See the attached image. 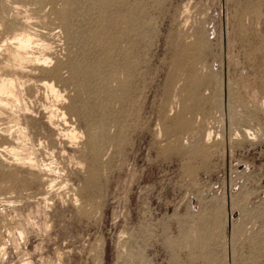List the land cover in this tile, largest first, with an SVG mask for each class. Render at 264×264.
Listing matches in <instances>:
<instances>
[{"label":"rangeland","instance_id":"rangeland-1","mask_svg":"<svg viewBox=\"0 0 264 264\" xmlns=\"http://www.w3.org/2000/svg\"><path fill=\"white\" fill-rule=\"evenodd\" d=\"M0 75V264H264V0H0Z\"/></svg>","mask_w":264,"mask_h":264},{"label":"bare ground","instance_id":"bare-ground-1","mask_svg":"<svg viewBox=\"0 0 264 264\" xmlns=\"http://www.w3.org/2000/svg\"><path fill=\"white\" fill-rule=\"evenodd\" d=\"M67 14V13H66ZM63 16V15H62ZM45 20V18H44ZM37 34V33H36ZM35 36V35H34ZM36 38V37H35ZM38 39V38H37ZM14 41L11 42L14 43L15 47H16V50L17 52H14L13 53V58L15 60H19L21 62V60H24L26 58H28L29 56H24L26 55V53L28 52V48H30L32 46V43L34 41L32 35L30 33H28L27 31L26 32H22L16 36H14L13 38ZM47 40V39H46ZM40 41V40H39ZM48 41V40H47ZM46 44V43H45ZM55 44V43H54ZM40 46V45H39ZM43 48V47H42ZM10 51V50H9ZM15 51V50H14ZM7 52V51H6ZM45 52V51H44ZM4 56V55H3ZM7 56V55H6ZM34 57V56H33ZM34 59V58H33ZM35 59H39V58H35ZM50 58L49 57H44V60H49ZM32 60V58H31ZM57 60V59H56ZM18 61V62H19ZM33 61V60H32ZM8 62V61H7ZM19 62V64H20ZM34 62V61H33ZM46 62V61H45ZM62 62V61H61ZM18 64V63H17ZM18 64V65H19ZM31 64V63H30ZM20 66V65H19ZM25 66V65H23ZM34 66V65H33ZM10 68V67H9ZM20 68V67H19ZM34 68V67H33ZM61 68V67H60ZM11 69V68H10ZM26 69V68H25ZM16 71V69H14ZM13 70V71H14ZM30 70H32L30 68ZM27 72V71H26ZM32 73V72H31ZM17 80L13 78H7V77H2L0 75V109L4 110V108L6 107V105H8L9 102V99H13L14 97L17 98V83H16ZM43 85L48 87L49 89H51L53 92H56L57 89L56 87L54 86V84L50 81H47V80H43ZM10 99V100H11ZM18 100V99H17ZM4 112V111H3ZM50 116L53 117V112H49ZM61 118L62 120H64V123L65 125L68 124L67 122V115L61 111ZM2 116V115H1ZM4 117V116H3ZM52 120V119H51ZM75 130V129H74ZM70 131V130H69ZM71 133L74 132L73 129H71L70 131ZM75 133V132H74ZM73 133V134H74ZM75 137V136H74ZM13 151V149L11 150ZM14 153V152H13ZM32 163V162H30ZM45 170V169H44ZM44 172V171H43ZM44 177V176H43Z\"/></svg>","mask_w":264,"mask_h":264}]
</instances>
